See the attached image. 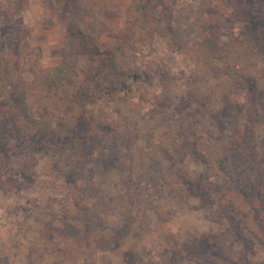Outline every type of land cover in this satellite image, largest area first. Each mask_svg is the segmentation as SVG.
<instances>
[{"label": "rangeland", "instance_id": "obj_1", "mask_svg": "<svg viewBox=\"0 0 264 264\" xmlns=\"http://www.w3.org/2000/svg\"><path fill=\"white\" fill-rule=\"evenodd\" d=\"M64 1L0 0L6 80L68 77L0 81V264H264V0Z\"/></svg>", "mask_w": 264, "mask_h": 264}, {"label": "trees", "instance_id": "obj_2", "mask_svg": "<svg viewBox=\"0 0 264 264\" xmlns=\"http://www.w3.org/2000/svg\"><path fill=\"white\" fill-rule=\"evenodd\" d=\"M66 1H64V3H66ZM76 12L82 17H89V14L85 15V11ZM29 72L33 76V81L31 83L24 84L22 88H17L16 86L14 87L10 82H8V80H6V77L3 74V63L0 57V81H2L5 87L1 93L6 94V97L3 99H5V103L13 106V109H15L20 117L24 119V115H26L28 111L26 101L29 98H32L40 105L47 104L49 96L46 94V92L48 90L56 91L57 89L61 88L68 78L66 68L64 66L43 69L39 65H36V67L30 69ZM10 93L14 94L7 96ZM105 94H109V92ZM102 95H104V93H102ZM19 96L21 98H19ZM95 96L96 95H94V98ZM23 97L25 98V101L21 100ZM48 114L51 118L54 116V113L52 112H49ZM26 121L29 123L28 119ZM30 124L32 125L34 123L32 122ZM170 183L171 182H169L168 185H171L172 187V184ZM105 208L106 206L102 205L101 203H95L93 206L87 207V213L101 214Z\"/></svg>", "mask_w": 264, "mask_h": 264}]
</instances>
